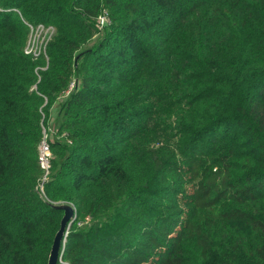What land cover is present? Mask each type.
Returning a JSON list of instances; mask_svg holds the SVG:
<instances>
[{
	"label": "trees",
	"instance_id": "obj_1",
	"mask_svg": "<svg viewBox=\"0 0 264 264\" xmlns=\"http://www.w3.org/2000/svg\"><path fill=\"white\" fill-rule=\"evenodd\" d=\"M56 201L65 264H264V0H0V264H47Z\"/></svg>",
	"mask_w": 264,
	"mask_h": 264
},
{
	"label": "built area",
	"instance_id": "obj_2",
	"mask_svg": "<svg viewBox=\"0 0 264 264\" xmlns=\"http://www.w3.org/2000/svg\"><path fill=\"white\" fill-rule=\"evenodd\" d=\"M27 27L31 28V31L34 30L35 34L27 36L26 43L24 46V52L31 55L32 57L36 58L40 55H43L45 57V64L39 65L35 68L36 71H38V68L44 69L48 65V56L46 53V44L47 41L51 38L54 32V26L52 24L46 25L44 22H37L32 23L29 21L24 20ZM98 25L99 27H102V25L107 21V13L106 11L101 12L97 17ZM39 79V78H38ZM37 79V80H38ZM77 82L75 80V77H73L67 86L65 90H63L59 94V98H64L67 96L70 91L76 86ZM50 132L54 131L52 130L51 126L48 128L42 124V137L39 141V153H38V160L41 168L43 169V175L41 182L39 183V189L43 190V181L47 177V173L49 171V165H50V158H51V148L49 143L50 138Z\"/></svg>",
	"mask_w": 264,
	"mask_h": 264
},
{
	"label": "water",
	"instance_id": "obj_3",
	"mask_svg": "<svg viewBox=\"0 0 264 264\" xmlns=\"http://www.w3.org/2000/svg\"><path fill=\"white\" fill-rule=\"evenodd\" d=\"M52 206L62 209L63 214L60 218L59 227L56 230L52 239L47 264H58L62 244L67 234V228L75 217V211L74 207L66 202L52 203Z\"/></svg>",
	"mask_w": 264,
	"mask_h": 264
},
{
	"label": "rangeland",
	"instance_id": "obj_4",
	"mask_svg": "<svg viewBox=\"0 0 264 264\" xmlns=\"http://www.w3.org/2000/svg\"><path fill=\"white\" fill-rule=\"evenodd\" d=\"M46 25H48L47 23H45ZM53 25V24H52ZM54 26V25H53ZM28 28V37L30 36V35H33L34 36V34H35V32H34V30H32L31 31V28H29V27H27ZM55 28V27H54ZM54 32H55V29H54ZM54 32H53V34H54ZM28 40V39H27ZM26 43V42H25ZM55 105L54 106H57V104L56 103H54ZM54 111H52V114L49 116V118H50V120L53 122V124L51 125V128H52V130H54V122L56 121V117H57V115H56V109H53ZM53 134L54 133H52V136H53ZM50 136H51V133H50ZM51 136V137H52ZM40 191H41V195L43 196V197H46L45 196V193H44V191L43 190H41V189H39ZM181 195H179V196H177L176 198L179 200V202L180 203H183V200H185V198L186 197H180ZM61 202H66V203H69V204H71L73 207H74V211H75V206H74V204L73 203H71V202H69V201H61ZM61 202H59V201H56V202H53V203H61ZM75 218V217H74ZM74 220V219H73ZM72 220V221H73ZM89 220V218H88V216H85L83 219H79L78 221H77V223L79 224V223H85V222H87ZM72 223V222H71ZM71 223H70V225H71ZM70 225H69V227L67 228V232H68V229L70 228ZM134 236H136L137 237V234L136 233H134ZM130 240H133L132 238L130 239ZM134 242H136V241H134ZM58 262L59 263H61V264H65L66 263V261L61 257V255H60V258H59V260H58Z\"/></svg>",
	"mask_w": 264,
	"mask_h": 264
}]
</instances>
